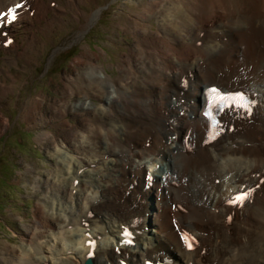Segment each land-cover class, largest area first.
I'll return each mask as SVG.
<instances>
[{"label": "bare ground", "instance_id": "1", "mask_svg": "<svg viewBox=\"0 0 264 264\" xmlns=\"http://www.w3.org/2000/svg\"><path fill=\"white\" fill-rule=\"evenodd\" d=\"M20 1L0 0V11ZM92 1L67 0L77 9L75 20L85 19L83 32L102 13L101 8L99 13L83 11ZM118 1L115 5L120 8ZM124 1L125 9L116 14L121 21L112 24L134 42L120 55L118 75L111 77L99 64L102 49L93 52L85 47L74 59L73 74L64 77L59 98L49 103L51 114L43 111L42 95L23 104L25 121L41 130L37 142L55 163L44 176L37 174L32 182L26 178L37 193L33 218L22 224L19 244L2 242L0 264H83L87 240L97 235L101 238L93 264H121L120 259L143 264V249L149 252L147 257L161 260L151 250L161 256L166 252L173 264H264V183L245 208L226 205L240 189L264 178V0ZM35 6L27 50L34 45L35 23L48 21L49 26L48 10L59 16L65 11L60 4L51 7L43 0ZM20 48L15 42L6 52L21 56L25 48ZM9 75L12 85L1 83L4 104L8 92L16 88L17 79ZM183 77L192 83L181 97L178 87ZM216 84L253 92L260 97L259 106L237 133L230 125L232 134L203 146L200 91ZM163 108L172 123L161 114ZM9 122L0 111V123ZM149 137L153 139L146 147ZM185 138L196 143L194 152H185ZM157 165L183 183L161 186L162 195L154 198L144 184L151 171L160 186L161 170L154 172ZM28 169L26 176L35 171ZM133 177L139 185L129 196L123 195ZM179 203L186 205V212L173 210ZM233 212L234 220L227 224ZM135 216L145 221L149 232L133 251L122 243V227ZM174 217L200 235L204 254L182 249ZM86 224L89 228L84 229Z\"/></svg>", "mask_w": 264, "mask_h": 264}, {"label": "rangeland", "instance_id": "2", "mask_svg": "<svg viewBox=\"0 0 264 264\" xmlns=\"http://www.w3.org/2000/svg\"><path fill=\"white\" fill-rule=\"evenodd\" d=\"M43 1L49 6L57 2L65 9L64 13L59 16L48 10L50 25L47 26V21L35 23L31 33L35 32L36 38L33 47L28 50V42L25 41L30 32L27 29L28 21L22 22L18 29H13L20 49L25 48L21 56H18L17 52L0 50V83L12 85L14 79L9 73L17 79L16 88L13 92H8L6 103L0 99V111L10 119V125L0 123V249L3 247V241L19 244L23 235L22 224H28L33 218L37 193L33 189L34 186L27 183L26 178L29 177L32 182L37 179V174L44 176L45 171L53 168L55 163V160L50 158V153L37 142L41 130L31 128L25 121L23 104L31 97L42 95L45 98L43 111L46 115L51 114L49 103L59 98L61 88L64 87V77L73 74L74 59L85 51V47L93 52L102 49L106 54L101 55L99 64H104L109 74L115 77V65L120 55L124 51L127 52L134 42L132 36L112 24L121 21L116 14L125 9L124 0L118 1L120 8L115 5L117 0L92 1L83 11L86 14L99 13L101 8L102 13L85 32L82 31L85 19L81 18V22L75 20L77 9L69 7L67 0ZM58 50L60 53L55 54ZM2 94L0 86V98ZM69 120L75 123L73 118L69 117ZM50 130L58 134L62 129L51 127ZM30 167L35 171L26 176V169ZM40 179L43 181V178Z\"/></svg>", "mask_w": 264, "mask_h": 264}, {"label": "snow or ice", "instance_id": "3", "mask_svg": "<svg viewBox=\"0 0 264 264\" xmlns=\"http://www.w3.org/2000/svg\"><path fill=\"white\" fill-rule=\"evenodd\" d=\"M23 5L17 4L15 5V9L19 10ZM17 18V12L14 10L11 14V19L15 21ZM3 22V17H0V24ZM9 43L11 41H8ZM208 100H209V111L210 114L232 111L233 109H244L251 115L252 108L248 102L247 97L242 93H224L222 90H219L216 87H212L208 92ZM222 127V124L217 125V131ZM246 199V195L237 196L235 198L236 201L242 202ZM125 235H130L125 232ZM185 243L189 250L192 249L193 243L192 240L187 236H184Z\"/></svg>", "mask_w": 264, "mask_h": 264}]
</instances>
